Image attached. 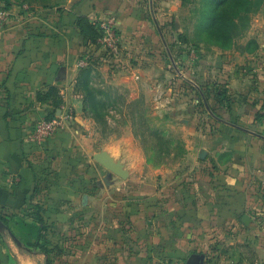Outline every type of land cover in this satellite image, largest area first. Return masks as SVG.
I'll list each match as a JSON object with an SVG mask.
<instances>
[{
    "label": "crops",
    "instance_id": "1",
    "mask_svg": "<svg viewBox=\"0 0 264 264\" xmlns=\"http://www.w3.org/2000/svg\"><path fill=\"white\" fill-rule=\"evenodd\" d=\"M220 1H0V219L20 244L0 233V264H264V0L225 49L209 35ZM110 15L122 57L79 69L90 40L80 24L97 30ZM107 98L181 126L182 164L157 161L166 134L146 155L136 119L101 144L115 121L92 111L121 108ZM64 109L74 121L29 144L35 123Z\"/></svg>",
    "mask_w": 264,
    "mask_h": 264
},
{
    "label": "built area",
    "instance_id": "2",
    "mask_svg": "<svg viewBox=\"0 0 264 264\" xmlns=\"http://www.w3.org/2000/svg\"><path fill=\"white\" fill-rule=\"evenodd\" d=\"M10 21L9 11L0 4V33ZM115 15H110L98 22L97 30L99 38L95 43H87L85 52L77 59L76 66L79 69L94 67L100 62L116 64L123 55L122 38L117 29ZM128 56V54H127ZM74 121V113L70 109L58 111L51 118H43L37 121L29 137V144L33 147H41L54 137L59 131L65 129ZM259 232L264 236V218L258 224ZM157 264H184L181 261L169 259ZM239 264V263H237ZM258 264V263H255Z\"/></svg>",
    "mask_w": 264,
    "mask_h": 264
},
{
    "label": "rangeland",
    "instance_id": "3",
    "mask_svg": "<svg viewBox=\"0 0 264 264\" xmlns=\"http://www.w3.org/2000/svg\"><path fill=\"white\" fill-rule=\"evenodd\" d=\"M1 1V0H0ZM3 1V0H2ZM244 23V22H243ZM220 33V32H219ZM99 87V86H98ZM98 91H100V88H98ZM99 96H101L99 94ZM117 100V98H115ZM115 100H111L107 98L108 103L110 104L111 101L115 102ZM118 101V100H117ZM120 104L119 109H113L111 112L110 110H104L99 111L100 114H98L97 118H104L106 115H108L110 118L114 119V124H111L109 127H106V134H108V137H104V141H102L101 144H105L111 138H114L118 136L120 133H122V130L124 129V126L121 125L123 122L128 121L129 119H136L134 122L136 123L134 126V137L136 139V143L141 145L142 149L145 151V154H149V148L155 143V138L151 135V131L153 129H157L158 131H162L166 133L168 136V139L171 141L166 145H161L160 153L157 156V161L165 162L166 166H177L180 164L181 161V155H182V147H181V137L183 134L181 126L173 125L170 127L167 131L164 130L161 126H156L158 124V121L156 119H153V117L148 116V111L144 109V106L142 105L141 101H139L136 105L126 106V104L121 103V101H118ZM202 105V104H201ZM200 117L207 118V112L204 110L203 107H200ZM110 112V113H109ZM150 130V131H149ZM164 139V135L161 140ZM100 141V140H99ZM140 142V143H139ZM182 164V163H181ZM113 175V174H110ZM113 177V176H112ZM115 177V176H114Z\"/></svg>",
    "mask_w": 264,
    "mask_h": 264
},
{
    "label": "trees",
    "instance_id": "4",
    "mask_svg": "<svg viewBox=\"0 0 264 264\" xmlns=\"http://www.w3.org/2000/svg\"><path fill=\"white\" fill-rule=\"evenodd\" d=\"M257 6V0H221L210 14L213 22L209 28V35L212 40L218 43L221 48H229L231 41L239 36L244 29V24L247 22L245 14L256 9ZM80 25L83 34L90 39L89 43H95L99 38L98 30L88 27L86 23H81ZM216 92V100L220 106L224 101L228 102L224 91L216 89ZM99 111L101 110L95 109L92 111L94 118L98 120L101 119L97 118L98 114H100ZM212 113L215 115V112ZM234 131L238 133V130ZM150 133L155 138L156 143L160 142L163 135L166 134L165 131L162 132L157 129H153ZM2 222L6 225L5 221L2 220Z\"/></svg>",
    "mask_w": 264,
    "mask_h": 264
},
{
    "label": "water",
    "instance_id": "5",
    "mask_svg": "<svg viewBox=\"0 0 264 264\" xmlns=\"http://www.w3.org/2000/svg\"><path fill=\"white\" fill-rule=\"evenodd\" d=\"M151 4H152V0H150ZM61 73H63L64 69L60 70ZM94 160L100 164L101 166H103L105 169H107L111 174L121 178V179H125L126 175L122 169V166L114 163L107 155L105 154H97L94 156ZM250 219L247 216H244L242 219V222L245 225L249 224ZM0 233L1 234H8L11 239L13 240V242L20 247L19 242L15 239L14 235L8 230L7 226L2 222V220L0 219ZM203 256L200 254H192L186 261L185 264H203Z\"/></svg>",
    "mask_w": 264,
    "mask_h": 264
}]
</instances>
